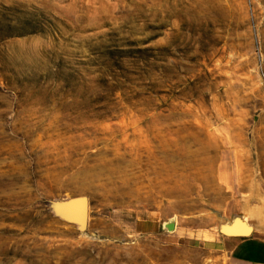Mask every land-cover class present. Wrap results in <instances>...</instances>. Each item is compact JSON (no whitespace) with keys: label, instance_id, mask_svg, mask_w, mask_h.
Segmentation results:
<instances>
[{"label":"rangeland","instance_id":"1","mask_svg":"<svg viewBox=\"0 0 264 264\" xmlns=\"http://www.w3.org/2000/svg\"><path fill=\"white\" fill-rule=\"evenodd\" d=\"M236 222L264 239V0H0V264H217L191 236Z\"/></svg>","mask_w":264,"mask_h":264},{"label":"crops","instance_id":"2","mask_svg":"<svg viewBox=\"0 0 264 264\" xmlns=\"http://www.w3.org/2000/svg\"><path fill=\"white\" fill-rule=\"evenodd\" d=\"M146 224L136 221L124 228L128 236L144 231ZM146 230V229H145ZM200 240L205 248H209L218 257L217 264H264V239L253 233L249 236H225L207 231L191 236Z\"/></svg>","mask_w":264,"mask_h":264},{"label":"water","instance_id":"3","mask_svg":"<svg viewBox=\"0 0 264 264\" xmlns=\"http://www.w3.org/2000/svg\"><path fill=\"white\" fill-rule=\"evenodd\" d=\"M56 214L62 220L84 228L88 221L89 205L84 197H74L62 202L56 208ZM219 233L225 236H249L252 228L243 222H236L232 225L220 227Z\"/></svg>","mask_w":264,"mask_h":264}]
</instances>
